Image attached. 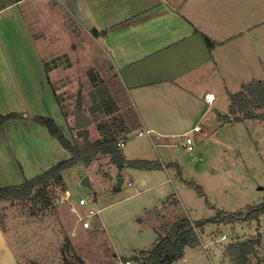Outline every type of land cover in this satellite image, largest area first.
<instances>
[{
  "label": "rangeland",
  "instance_id": "374dc122",
  "mask_svg": "<svg viewBox=\"0 0 264 264\" xmlns=\"http://www.w3.org/2000/svg\"><path fill=\"white\" fill-rule=\"evenodd\" d=\"M233 1L244 8L240 25L244 23L246 31L230 43L225 81L217 80L212 88L214 101L203 106L209 109L199 122L202 133H188L192 149H186L183 137L177 134L138 136V131L145 130L140 123L126 133L122 152L126 158L159 160L163 167L118 170L108 155L99 156L86 166L63 171L62 184L49 187L52 202L45 209L36 204L32 211L28 202L0 204L3 233L18 264H79L76 256L87 264H117L149 248L163 228L182 217L196 220L213 216L218 208L245 211L264 202V121L223 117H233L228 109L229 94L241 82L252 77L264 80V0ZM23 8L43 61L52 63L46 80L67 110V120L62 113L60 120L65 135L69 139L75 136L71 127L78 105L90 117L87 127L99 135L98 123L113 115L96 101L99 85L91 81L100 84L102 80L115 101L122 94L109 57L96 37L67 17L55 0H31ZM52 153L58 155L56 150ZM32 165L34 174L43 169L40 161ZM8 167V161L0 164V186L18 183L17 178L4 177ZM119 176L123 182L116 188ZM83 177L90 187L81 183ZM80 198L86 200L84 205H78ZM89 208L97 214L89 217V228L84 229L78 214ZM257 233L260 264H264V212L234 223H207L198 232V245L187 246L177 264H231L224 246Z\"/></svg>",
  "mask_w": 264,
  "mask_h": 264
},
{
  "label": "crops",
  "instance_id": "0c3cea01",
  "mask_svg": "<svg viewBox=\"0 0 264 264\" xmlns=\"http://www.w3.org/2000/svg\"><path fill=\"white\" fill-rule=\"evenodd\" d=\"M30 1L0 0V111L27 116L0 123V164L8 161L4 177L17 178L18 183L38 174L32 173L36 169L32 163L40 161L44 171L65 155L46 127L30 118L48 115L63 129L37 37L24 15L23 5ZM55 1L83 29H107L97 42L144 129L159 137L202 133L199 122L209 109L203 106L214 101L217 80L225 81L230 43L246 31L245 24L240 25L243 7L233 0ZM203 35L214 42L212 47ZM0 264H18L1 229Z\"/></svg>",
  "mask_w": 264,
  "mask_h": 264
},
{
  "label": "trees",
  "instance_id": "16d2710c",
  "mask_svg": "<svg viewBox=\"0 0 264 264\" xmlns=\"http://www.w3.org/2000/svg\"><path fill=\"white\" fill-rule=\"evenodd\" d=\"M21 1L26 0H14V2ZM23 11L25 12L24 9ZM24 15L27 17L26 12ZM89 32L92 36L97 37L106 35L107 29L98 31L95 28H91ZM203 37L208 47L214 45V42L208 36L203 35ZM42 62L47 75L48 69L52 64L51 60L46 62L43 61L42 57ZM91 83L95 86L99 85L97 86L98 95L95 99L106 113L113 115L111 120L106 119L98 123L99 135L92 134V131L87 126L80 129L71 127L72 129L75 128L76 132L74 138L69 139L62 127L52 117L41 114L31 116L30 118L34 122L46 127L49 134L69 152V155L44 171L25 178L20 183L0 186V204L4 202L8 204L28 202L31 205L29 206L31 210L34 209L33 207L36 204L40 208L45 209L52 202L49 187L62 184L63 171L75 165L86 166L99 156L108 155L118 170L123 167L158 169L164 166L159 160L146 158L129 159L125 157L120 142H124L127 132L140 124L138 113L121 83L122 94H119L118 98L120 102L113 100L102 80H100V84H97L95 79ZM53 94L63 118L67 120V110L54 89ZM229 98L228 109L233 117L228 115L225 118L226 120L241 121L252 118L264 121V80L252 78L241 83L237 91L229 94ZM78 107L80 108L79 105ZM24 117L27 116L15 111L0 113V123ZM189 183L191 182L189 181ZM195 187L199 189L198 185H195ZM262 212H264V202L254 207L249 206L245 211L226 212V210L218 208L213 216L196 220L182 217L170 226L163 228L162 233L156 237L149 248L135 252L130 256V259L136 264L177 263L183 258L187 246L194 247L198 245L200 241L198 232L207 223H234L239 220H249L258 217ZM1 219L0 214V225L3 231ZM223 251L231 264H260V234L257 233L255 236L242 240L230 241L224 246ZM76 258L79 264H87L81 257L76 256ZM68 264L74 263L68 261Z\"/></svg>",
  "mask_w": 264,
  "mask_h": 264
},
{
  "label": "built area",
  "instance_id": "2783aa9c",
  "mask_svg": "<svg viewBox=\"0 0 264 264\" xmlns=\"http://www.w3.org/2000/svg\"><path fill=\"white\" fill-rule=\"evenodd\" d=\"M207 100L208 101H211L213 98H212V95L211 94H208L207 96ZM193 129H197V127L193 128ZM151 131L150 129H145L144 131H139L137 133L138 136H142V135H150ZM181 137H183V145L186 147V149L190 150L192 149L193 145V141L192 139L188 136V132H185L181 135ZM120 145L123 146L124 145V142L121 141L120 142ZM130 183L127 182V185H129ZM69 196L66 195L64 198L67 199ZM86 203V200L84 198H80L78 200V205H84ZM70 210H72V212H76V209L74 207H71ZM97 214L96 211H94L93 209L89 208V209H85V213L83 215H79L78 214V221L80 223V225L82 226V228H89V225H90V220H89V217L92 216V215H95ZM117 264H134L133 260L131 259H125V260H118L116 262ZM136 264V263H135Z\"/></svg>",
  "mask_w": 264,
  "mask_h": 264
},
{
  "label": "water",
  "instance_id": "95a60500",
  "mask_svg": "<svg viewBox=\"0 0 264 264\" xmlns=\"http://www.w3.org/2000/svg\"><path fill=\"white\" fill-rule=\"evenodd\" d=\"M224 116L227 117L226 114ZM90 122H91L90 117L86 113H84L79 108H76L74 110V127L76 129H80V128L86 127V126H88L90 124ZM122 182H123V178L121 176H119L117 178L116 188H118L121 185ZM81 183L84 186L90 187V182H89L87 177H83L82 180H81ZM173 264H177V263H173Z\"/></svg>",
  "mask_w": 264,
  "mask_h": 264
}]
</instances>
